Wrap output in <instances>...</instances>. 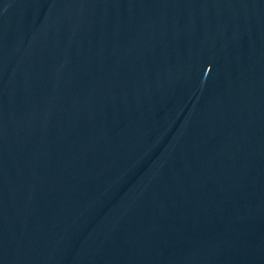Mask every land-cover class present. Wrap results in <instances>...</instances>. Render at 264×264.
<instances>
[{
    "label": "water",
    "instance_id": "95a60500",
    "mask_svg": "<svg viewBox=\"0 0 264 264\" xmlns=\"http://www.w3.org/2000/svg\"><path fill=\"white\" fill-rule=\"evenodd\" d=\"M0 264H264V0L113 132L0 202Z\"/></svg>",
    "mask_w": 264,
    "mask_h": 264
}]
</instances>
